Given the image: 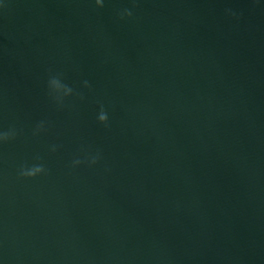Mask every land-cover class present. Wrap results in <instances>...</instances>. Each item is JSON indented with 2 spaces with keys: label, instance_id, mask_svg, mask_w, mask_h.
<instances>
[{
  "label": "water",
  "instance_id": "1",
  "mask_svg": "<svg viewBox=\"0 0 264 264\" xmlns=\"http://www.w3.org/2000/svg\"><path fill=\"white\" fill-rule=\"evenodd\" d=\"M5 4L0 264H264V0Z\"/></svg>",
  "mask_w": 264,
  "mask_h": 264
},
{
  "label": "clouds",
  "instance_id": "2",
  "mask_svg": "<svg viewBox=\"0 0 264 264\" xmlns=\"http://www.w3.org/2000/svg\"><path fill=\"white\" fill-rule=\"evenodd\" d=\"M91 3L94 5L95 8H103L105 5V0H91ZM136 0H131L132 7H135ZM6 7L5 0H0V8ZM230 16H235L236 13L229 11L227 13ZM116 16L118 19L123 20L125 18H130L133 16L132 8L130 7H122L119 8L116 12ZM85 87H88V82L85 80L83 81ZM48 85L50 90L55 94V98L59 99L61 92H60V83L55 78H49ZM71 90L70 89H63V95H67ZM96 120L98 123L107 127L108 124V113L106 112L103 105L100 106L97 114ZM43 128V122L36 126L35 132L41 131ZM15 133L12 131H3L0 132V143L9 141L13 139ZM59 146L56 144H51L48 146V150L50 152H56ZM33 163H20L16 169V176L20 179H31L37 176L46 175L48 169L44 166L41 162V158L37 155L33 158ZM102 160V154L99 149L96 150H83L80 154L75 155L69 162L68 167L70 169H75L81 165H85L88 167L95 166L99 161Z\"/></svg>",
  "mask_w": 264,
  "mask_h": 264
}]
</instances>
